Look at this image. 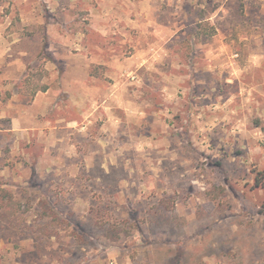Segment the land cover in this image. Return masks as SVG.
<instances>
[{
	"label": "rangeland",
	"instance_id": "rangeland-1",
	"mask_svg": "<svg viewBox=\"0 0 264 264\" xmlns=\"http://www.w3.org/2000/svg\"><path fill=\"white\" fill-rule=\"evenodd\" d=\"M0 30V110L61 86L57 127L0 118V264H264V0H0Z\"/></svg>",
	"mask_w": 264,
	"mask_h": 264
},
{
	"label": "crops",
	"instance_id": "crops-1",
	"mask_svg": "<svg viewBox=\"0 0 264 264\" xmlns=\"http://www.w3.org/2000/svg\"><path fill=\"white\" fill-rule=\"evenodd\" d=\"M50 32L51 35H54V31H48V33ZM65 35H61L60 33L57 34L56 37H59L58 42L59 44H61L65 49H67V46L70 45H77L78 48H80L81 50H90L92 47H97L98 49L99 46H96L94 44L89 43L87 40L83 39V37L81 38V36H77V39L81 40V43L76 42L75 40L71 43V42H66L65 41ZM21 38H17L14 39L13 41L9 42L5 36L2 30H0V92L2 93L4 90H8V89H13L12 88V80L16 77V76H12V72L9 71L7 72L6 69H15L17 71V73H24V71L26 70L27 67V55H29V51L26 47H24V45L18 44V42H20ZM83 40V41H82ZM15 44H17V48L18 50L14 51L15 55L14 57L12 56L10 50L12 48V46H14ZM57 52V51H56ZM84 52V51H83ZM81 53V51H80ZM57 54V53H56ZM59 61H61L60 58L62 57H58ZM85 58H87V56H85ZM96 59H94V56H90V60H88V65L91 64V62L95 61ZM74 64L79 66L81 64V59L77 58L74 61ZM44 68L45 70H51V75L52 78H56L59 75V71L55 69L54 65H50L48 62H46L44 64ZM17 75V74H16ZM89 76V74L87 75V77ZM90 77V76H89ZM13 78V79H12ZM9 81V82H8ZM11 81V82H10ZM78 81V86H82V92L84 94H88L89 92V88H84L85 84H83V81H81V79L76 80ZM12 84V85H11ZM41 84H45L47 85V89L46 90H42L39 89L37 90L34 94H30L31 95V99H30V105L28 106V104L26 105H21V106H15L12 102V100H14V98L17 96V99L19 98L20 100H22L21 98L26 97L29 94H25L23 91L24 89V85H22V88L24 89L23 91H18L21 93V98L18 96V94L15 95V92L13 93V96H11L9 98L10 100V104L8 105V107L6 108V110H3V108H1V112H0V118H2L3 116H7V111L9 108H19L20 110H22L25 107H30V112L27 113V115H30L32 117V123L33 125H35L33 128H26L25 130H30V129H37L39 123L41 124V128L44 126H47V124H51L53 121L51 119H47L48 116L51 115V111H57L58 108H60L61 106H57V102H58V97H59V93L61 91H59L60 87H56L53 86L49 81L47 80H41ZM65 83H62V85L64 86ZM17 88V87H16ZM21 88V86H20ZM28 89V88H26ZM62 89L64 91H67V89H65L64 87H62ZM30 90V92L32 93L33 89H28ZM70 93V91H69ZM89 96V95H88ZM41 117V120H40ZM21 119H15L13 126H11L10 128H8L7 130L15 132L16 130H20V126H19V122ZM55 122H66L68 120L66 119H56L54 120ZM51 127H57L54 126L55 123L53 122L51 124Z\"/></svg>",
	"mask_w": 264,
	"mask_h": 264
},
{
	"label": "trees",
	"instance_id": "trees-1",
	"mask_svg": "<svg viewBox=\"0 0 264 264\" xmlns=\"http://www.w3.org/2000/svg\"><path fill=\"white\" fill-rule=\"evenodd\" d=\"M40 72L41 73H38V74L33 73V74H35L34 77L30 76V77H26L24 79V83L27 84L26 88L33 89L32 93L30 92V90L25 89L23 91L25 94H34L39 89H42V90H46L47 89V85L41 84V79H43L46 76L47 72H46L45 69L41 70Z\"/></svg>",
	"mask_w": 264,
	"mask_h": 264
}]
</instances>
